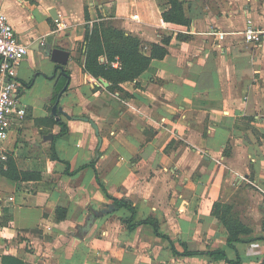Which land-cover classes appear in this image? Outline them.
<instances>
[{"label": "crops", "instance_id": "crops-1", "mask_svg": "<svg viewBox=\"0 0 264 264\" xmlns=\"http://www.w3.org/2000/svg\"><path fill=\"white\" fill-rule=\"evenodd\" d=\"M180 1L188 27L163 20L169 0H0L29 50L17 68L26 116L0 142V264H264V45L241 34L264 28V0ZM100 17L146 54L171 38L168 54L120 90L100 83L83 45ZM112 197L133 203L134 221ZM217 204L250 229L235 248Z\"/></svg>", "mask_w": 264, "mask_h": 264}, {"label": "trees", "instance_id": "trees-1", "mask_svg": "<svg viewBox=\"0 0 264 264\" xmlns=\"http://www.w3.org/2000/svg\"><path fill=\"white\" fill-rule=\"evenodd\" d=\"M171 8L162 13L163 20L166 23H171L179 26H189V21L184 16L183 3L180 0H169ZM89 13L86 10V19L89 21ZM101 19L95 22L92 28H87L86 36L84 40L85 45V60L84 71L92 77L104 78L111 83L112 89H119L120 85L125 82L135 81L140 75H142L150 66L153 59H162L168 54V46L171 38L164 37L160 44H152V48L149 54L144 52V45L138 37L126 34L125 30L120 28L115 20L112 18ZM102 58H105L102 61ZM119 62V67L116 68L112 64ZM69 79V73L67 75ZM61 125V131L56 136H63L68 127L62 122H58ZM55 157L57 155L55 153ZM113 203L111 209L117 211L120 209H126L131 213L126 221L131 223L136 218V208L133 203L127 198H111ZM234 207L229 204H217L215 206L214 214L218 216V219L225 225L229 231L227 243L231 248H235V244L240 242L241 235L248 234L250 229L240 220L237 216ZM66 211L62 208L58 209L57 219L63 220L66 217ZM134 228L133 226H129ZM156 229V225H155ZM156 233L157 229H156ZM173 253L180 256H192L203 252L190 251L187 248L183 252H178L173 248ZM211 257L219 260H227L230 262L227 251L214 250L204 252ZM12 260L15 264H23L22 262L15 260L14 258H4L5 263H9Z\"/></svg>", "mask_w": 264, "mask_h": 264}, {"label": "built area", "instance_id": "built-area-1", "mask_svg": "<svg viewBox=\"0 0 264 264\" xmlns=\"http://www.w3.org/2000/svg\"><path fill=\"white\" fill-rule=\"evenodd\" d=\"M8 19L0 5V142L8 138L12 117L20 121L26 116V106L18 97L21 86L17 79V68L29 50L27 45L19 41ZM65 28V23L58 24L59 30ZM211 34L224 39V36L236 33L213 32ZM241 34L246 44L264 45V28L254 26L251 21ZM112 65L118 68L119 62L116 61ZM1 158L6 159L7 157L2 155Z\"/></svg>", "mask_w": 264, "mask_h": 264}, {"label": "water", "instance_id": "water-1", "mask_svg": "<svg viewBox=\"0 0 264 264\" xmlns=\"http://www.w3.org/2000/svg\"><path fill=\"white\" fill-rule=\"evenodd\" d=\"M50 13L53 19L57 18V14L55 10L51 11ZM44 52L46 56L50 57L53 62L58 63L62 68L68 64L70 52L65 51V50L63 51V49H60V48H54L51 44L46 45V50ZM0 59H1V56H0ZM100 83L108 85V83H106V81L103 78L100 79ZM58 103H59V99L53 108L54 114H57V111L62 112V108L58 107Z\"/></svg>", "mask_w": 264, "mask_h": 264}]
</instances>
